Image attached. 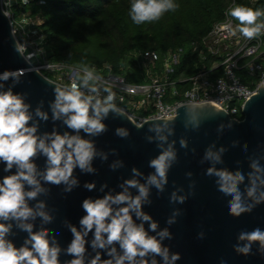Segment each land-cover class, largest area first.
<instances>
[{"label": "clouds", "instance_id": "1", "mask_svg": "<svg viewBox=\"0 0 264 264\" xmlns=\"http://www.w3.org/2000/svg\"><path fill=\"white\" fill-rule=\"evenodd\" d=\"M179 7L176 0H130L128 15L134 24L159 20L165 13ZM226 15L237 23L221 24L231 36L247 39L264 34V8L237 3L226 10ZM15 49L21 55L19 42ZM32 53L25 56L30 60ZM52 67V65H48ZM21 69H5L0 72V264H176L179 252L171 251L166 240L173 237L168 226L176 223L182 213L173 208L165 227L146 211L152 204V190L164 193L169 183L168 173L178 160L174 124L158 119L148 126L146 140L155 142L159 153L152 157L145 173L133 166L132 175L123 178L116 187L107 182L99 185L96 196H87L81 202L84 214L77 223L65 221L71 233L67 245L60 242L58 229L49 227L56 219L46 197L51 185L62 186L64 192H72L81 186L79 173L95 174V160L107 161L109 153L98 148L95 137L107 130L110 115L119 117L124 110L118 105V93L113 82L100 74L94 65L76 69L70 83L54 87V98L44 108L41 101L33 107L25 91H16V85L24 76ZM10 81V83H9ZM122 99V97H119ZM200 105L195 101L186 104V128H199L203 123L199 116ZM52 120L51 131H41V122ZM65 127L60 131L55 124ZM231 127V124L228 125ZM225 125L217 127L223 133ZM116 135L127 137L129 130L117 127ZM235 146V142H233ZM181 148H188V140L180 137ZM227 147L209 144L201 158L208 163L205 174L215 178L217 193L225 203L229 215L239 217L264 204V157L249 158V171H231L224 167ZM115 153V149L111 150ZM195 151V149H193ZM241 154L248 149L242 147ZM44 158L43 166L38 162ZM113 171L125 166L123 159L110 163ZM193 176L192 171L186 173ZM83 188L97 190L95 180L84 181ZM196 181L190 182V191L184 186L174 188L169 196L173 204H183L189 195L195 194ZM119 188V190H117ZM39 221V224H37ZM26 233L22 242L15 237ZM203 237L204 233H198ZM254 242L257 251L264 255V227L242 229L233 249L248 255ZM62 256L70 259H62ZM219 264H228L221 258Z\"/></svg>", "mask_w": 264, "mask_h": 264}, {"label": "water", "instance_id": "2", "mask_svg": "<svg viewBox=\"0 0 264 264\" xmlns=\"http://www.w3.org/2000/svg\"><path fill=\"white\" fill-rule=\"evenodd\" d=\"M16 41L19 42L13 32L11 19L3 7V0H0V72L5 69L23 70L25 74L16 85V91L27 92L33 107L43 101V106L47 109L48 102L54 98V87L61 84L47 77L42 71L34 69L33 64L25 60V55L16 51ZM198 104L201 106L199 116L203 121L199 128L185 127L186 104L175 109L177 111L174 116L161 118L174 124L175 135L170 139L178 141L176 145L179 149L178 160L168 173L169 183L165 192L158 194L153 188L152 204L145 206L146 211L160 222L161 227H165L173 208L182 209L176 223L168 226L173 233L172 239L165 241L170 245L171 251L181 254L176 264H219L221 258L226 259L228 264H264V255L257 251L259 242H254L252 252L248 255L239 254L233 249L236 237L242 229L264 227V204L257 205L251 212L239 217L229 215L225 208L226 202L217 193L215 178L205 174L208 163H201L205 148L213 141L217 145L227 147L223 166L231 171L243 170L247 173L249 158L264 157V86L262 84L245 102L242 118L231 117L212 101ZM158 119H147L138 124L125 111L119 117L110 115L106 121L107 130L95 137L98 148L109 153L108 160L103 161L100 158L95 160L97 168L95 174L79 173L77 170L78 173L74 174L79 175L81 186L72 192H64L62 186H50V193L42 198L47 200L48 206L55 212L56 219L49 227L59 230L61 244L66 246L71 240V233L65 226V221L78 222L84 214L82 200L87 196L101 195L102 193L98 191L100 184L107 182L110 187H116L123 178L132 175L133 166L145 173L153 170L149 168L148 162L160 149L155 142L150 143L145 137L149 134V124ZM53 123L51 119L46 123L41 122V131H51ZM221 123L225 125L222 134L217 131ZM55 124L60 131L66 130L59 121ZM229 124L231 127H228ZM120 126L129 130L127 137L116 135L115 130ZM180 137L188 140L187 149L180 147ZM242 147L248 149L246 154H241ZM113 149L114 154L111 151ZM116 159H123L125 166L113 171L108 165ZM43 161V157L38 159L41 166ZM188 171L193 172L192 177L186 175ZM3 174L0 171V175ZM91 180L97 182V190L93 192L82 186L84 181ZM192 180L196 181L195 194L189 195L183 204L171 203L169 200L171 191L183 185L184 190L189 192ZM200 232L204 233L202 238L198 236ZM24 235L26 233H20L15 237L18 243L22 242ZM62 259L70 257L62 256Z\"/></svg>", "mask_w": 264, "mask_h": 264}, {"label": "built area", "instance_id": "3", "mask_svg": "<svg viewBox=\"0 0 264 264\" xmlns=\"http://www.w3.org/2000/svg\"><path fill=\"white\" fill-rule=\"evenodd\" d=\"M33 2L35 0H3L23 54L35 53L29 60L34 69L42 71L53 81L61 85L70 83L76 69L82 66L55 62L47 57L46 37L38 28L43 22L33 15ZM237 3L264 8V0H229L223 18L216 21L200 41L192 43L194 54L189 65L194 72L191 75L182 71L173 77L175 66L182 61V50L172 49L138 56L148 79L144 83L128 81L123 75L115 73L111 65L96 67L100 74L113 82L118 93V105L138 124L147 119L174 116L175 109L190 100L197 103L212 101L231 117L239 118L248 98L262 84L264 86V34L247 39L239 34L231 36L226 29H220L221 24L237 23L226 15V10ZM17 5L26 8L20 10L17 7L20 11L18 17L14 12ZM126 102L129 108L122 106Z\"/></svg>", "mask_w": 264, "mask_h": 264}, {"label": "trees", "instance_id": "4", "mask_svg": "<svg viewBox=\"0 0 264 264\" xmlns=\"http://www.w3.org/2000/svg\"><path fill=\"white\" fill-rule=\"evenodd\" d=\"M176 2L175 11L140 25L128 15L130 0H35L32 11L43 22L38 28L45 34L49 59L75 66L111 65L128 81L144 83L148 79L140 54L182 50L173 77L182 71L191 75L192 43L209 33L229 4V0Z\"/></svg>", "mask_w": 264, "mask_h": 264}, {"label": "rangeland", "instance_id": "5", "mask_svg": "<svg viewBox=\"0 0 264 264\" xmlns=\"http://www.w3.org/2000/svg\"><path fill=\"white\" fill-rule=\"evenodd\" d=\"M17 7H19V5H17ZM29 7H30V6H29ZM31 9H32V6H31ZM14 12H15L16 16L18 17L19 14H20V11H19L17 8H15V9H14ZM38 17H40V15H38ZM122 106H125V107L129 108V104H128L127 102L124 103V104H122Z\"/></svg>", "mask_w": 264, "mask_h": 264}]
</instances>
